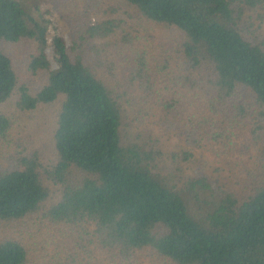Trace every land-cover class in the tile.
Masks as SVG:
<instances>
[{"label": "trees", "instance_id": "1", "mask_svg": "<svg viewBox=\"0 0 264 264\" xmlns=\"http://www.w3.org/2000/svg\"><path fill=\"white\" fill-rule=\"evenodd\" d=\"M76 1L0 0V264H79L101 251L109 264H264V170L233 185L179 161H199L197 144L228 150L221 114H253L245 103L264 150V0ZM138 20L146 42L127 31ZM55 21L66 25L58 35ZM165 26L180 62L164 55ZM25 40L51 62L32 56L21 73L14 47ZM30 72L44 73L36 89L23 82ZM155 99L188 148L130 131L159 115ZM178 109L189 132L168 116ZM28 218L30 238L12 233Z\"/></svg>", "mask_w": 264, "mask_h": 264}, {"label": "rangeland", "instance_id": "2", "mask_svg": "<svg viewBox=\"0 0 264 264\" xmlns=\"http://www.w3.org/2000/svg\"><path fill=\"white\" fill-rule=\"evenodd\" d=\"M32 1V0H27ZM38 1V0H34ZM80 4V6H77ZM72 7L76 10L83 9L81 2H72ZM71 10L70 13L75 14V11ZM69 13V14H70ZM118 15H121L123 17H128L126 12H121ZM133 16V15H132ZM95 20L98 18L96 15L92 16ZM66 27V25L62 22L58 24L56 21L54 23V32L56 35L61 33V29ZM71 27V25H70ZM159 30L163 31V37L165 40V45L163 48V52L165 57L173 58L174 60H177L178 62L181 61L179 57V52L181 47L178 45V38L179 34L178 32L170 27H164L160 28ZM75 31V28L71 30V32ZM127 31L131 33L137 40V42H146L145 38L151 33L150 26L146 20H138L134 23H129L127 27ZM119 36H124V31L120 28L118 30ZM68 34H70L68 32ZM116 37V36H115ZM102 39H99L98 41H93L89 43V45H93L95 42H102ZM152 39L147 41L149 44H152ZM14 49L17 52L16 58H15V64L17 65L18 69L21 70V73L25 70L27 72L29 71V65L28 63L32 59V56H35L36 59L41 61L43 64L47 65L51 62V55L50 51H45L43 53H40L37 55V48L36 45L30 41H21L18 43ZM169 51V55H166L165 52ZM155 53L151 54L150 56H153ZM159 57V55H157ZM40 62V63H41ZM41 63V64H42ZM44 65V66H45ZM28 68V69H27ZM44 76V73H41L40 77H36L32 72H30V77L28 81L25 82L28 86L36 89V86L40 82V78ZM136 106H132V108H138V104L135 102ZM158 101L155 99L153 102L149 105L150 107L148 109H152L156 112V114H159L158 116H154L148 119H133L137 115L141 116L142 114L138 113V109L132 111L131 117L133 119V123H131L130 131L132 132H140L143 136L142 139H145L146 137H150L153 139H157L160 141L161 146L167 150L172 151L174 149H180L181 147H187L188 145H192L190 140L186 137L187 133L183 134L184 132H180L175 129H169L167 127V124L161 120V115H165V111L162 107L157 106ZM249 105L252 113L248 116H242V115H235L234 111L232 109H228L227 111L223 112L222 118L224 119V122H226L225 126H229V128L234 132L230 130H225L221 128L222 130L228 132L233 138L234 143L230 144V147L228 150L220 149L219 151H215V147L208 148V145H193V146H201L200 148L196 147L193 149V151H197V156L199 158V161L193 162V160L185 162L182 158H179V161H182L184 164V173L187 175L194 174L195 169H200L202 172L207 173L212 178L221 177L223 180L229 182L230 184L235 185V182L238 178L239 173L244 174L247 170H253L255 168H261L264 170V150L262 149L263 143L261 140L255 139L251 136V133L253 130L258 129L259 126H262L261 123H258L256 120V106L252 104ZM189 105H186L185 108H188ZM186 111L184 109H178L176 111L171 112L168 116L177 118V120L185 126L186 130L185 132H189L192 124L188 122V116H185L182 118L183 114ZM235 115V116H234ZM136 120V121H135ZM135 121V122H134ZM223 122V123H224ZM223 123L221 126H223ZM52 129V127H50ZM207 129L209 130V126H207ZM220 129L218 128L217 131ZM204 134V133H203ZM45 136L50 137L49 134H45ZM188 144V145H187ZM161 147V148H162ZM233 147V148H232ZM203 149V150H201ZM221 154L222 156H230V158L226 161H221L218 158H215L212 153ZM208 153L211 154L214 159L211 160L208 157ZM195 161V160H194ZM254 164H257L254 166ZM198 167V168H197ZM218 168V169H217ZM33 219L28 218L26 222L19 224V227L12 228V233H17L16 230L22 231L23 237L24 235L27 236V238H30L33 235L32 230L34 225ZM4 226V225H3ZM16 229V230H15ZM72 240H70L71 242ZM32 243H35L34 241H31ZM151 257L150 256H144L145 264L151 263ZM108 254L105 252H96L94 254V257L90 256H83V259H81L79 264H109Z\"/></svg>", "mask_w": 264, "mask_h": 264}]
</instances>
